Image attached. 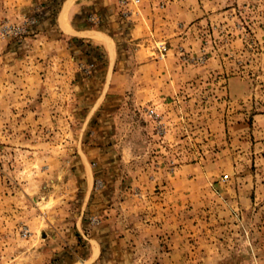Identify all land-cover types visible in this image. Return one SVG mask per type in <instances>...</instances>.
Here are the masks:
<instances>
[{
  "label": "rangeland",
  "instance_id": "rangeland-1",
  "mask_svg": "<svg viewBox=\"0 0 264 264\" xmlns=\"http://www.w3.org/2000/svg\"><path fill=\"white\" fill-rule=\"evenodd\" d=\"M22 1L0 0V264H65L81 211L136 264H264V0H155L178 18L146 42L175 89L147 101L103 84L99 38L55 40V8ZM90 170L110 212L81 210Z\"/></svg>",
  "mask_w": 264,
  "mask_h": 264
},
{
  "label": "crops",
  "instance_id": "crops-1",
  "mask_svg": "<svg viewBox=\"0 0 264 264\" xmlns=\"http://www.w3.org/2000/svg\"><path fill=\"white\" fill-rule=\"evenodd\" d=\"M45 1L56 11L52 15V20L49 19L53 23L51 25L55 26L51 28L56 33L52 35L56 36L55 40L63 41L64 38L71 36L95 37L101 40L110 58L107 70L105 69V75L110 74V82L103 81L108 89L110 87L112 91L123 93L132 88L135 100L138 101H147L153 95L163 97L175 89V83L168 78L163 62L150 56L151 51L146 42H150L151 37L155 40L162 37L164 33L167 34L170 30L168 20L176 21L178 18L171 14L156 13L155 0H140V11H137L138 9L131 3L128 4L130 15L125 21L119 16V0H23L21 4L31 9L44 10L42 4ZM91 12L99 19L102 18L101 25L97 27L99 29L97 34L93 33L85 22L87 14ZM194 15L196 12L193 11L192 16ZM122 54H127V59L121 60ZM97 63L96 68H105ZM126 65L132 68V72L126 77L114 73L115 70ZM92 150L100 162L112 161L105 149ZM84 160L85 162L88 160L87 153L83 154V159L79 158L80 162ZM185 169L191 170L192 166H186ZM93 173L94 171L90 170L89 174L83 176L87 187L83 194L81 210L99 211L100 214H105L111 211L107 199L104 198L107 193L94 194ZM73 180L74 182L79 181L75 175H73ZM95 200L100 204L95 205ZM74 221L71 222L74 237L64 244L66 247L61 252L66 258L65 264H108V262L109 264H122V261H132V264H136L139 261L133 253L128 254L127 251H123L126 247H132L133 242L126 237L118 238L114 235V231L118 229L111 223L110 218H101L100 226L91 228L83 218L81 211Z\"/></svg>",
  "mask_w": 264,
  "mask_h": 264
},
{
  "label": "built area",
  "instance_id": "built-area-1",
  "mask_svg": "<svg viewBox=\"0 0 264 264\" xmlns=\"http://www.w3.org/2000/svg\"><path fill=\"white\" fill-rule=\"evenodd\" d=\"M127 2V0H120L121 5H124Z\"/></svg>",
  "mask_w": 264,
  "mask_h": 264
}]
</instances>
